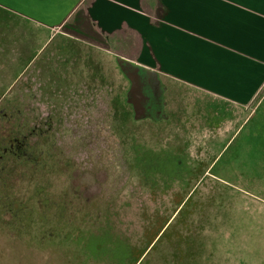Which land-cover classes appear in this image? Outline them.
Segmentation results:
<instances>
[{"label":"rangeland","instance_id":"rangeland-1","mask_svg":"<svg viewBox=\"0 0 264 264\" xmlns=\"http://www.w3.org/2000/svg\"><path fill=\"white\" fill-rule=\"evenodd\" d=\"M30 33L38 38L34 37L27 49ZM63 36L60 30L45 34L34 25L29 31L15 25L0 30V134L13 127L10 119L2 118L5 113L16 114L20 108L21 113L33 110L40 121L39 132L33 137L38 149L55 147L50 156L55 166H62L59 171L48 169L45 175L39 169L34 181L25 177L31 166L8 163V188L0 193V264H171L172 255L183 258L187 239L190 241L201 222L208 197L225 186L221 180L227 181L217 176L218 168L227 169L239 163L236 158L248 133L241 130L242 125L259 97L247 105L230 104L164 77L169 104L161 107V114L170 110L181 112L185 118L181 127L176 120L163 125L156 118L154 88L144 82V102L148 108L142 106L139 114L155 117L150 126L159 132L154 131L153 135L151 130L143 129V144L150 147L163 143L174 150L168 151L159 165L166 182L160 194L162 175L147 176L142 169L133 167L126 142L129 138L125 134L134 131L131 126L138 125L139 129L145 124V120L137 119L138 110L129 95L130 81L125 71L133 67L128 53L107 41L100 44L108 46L110 52L95 41L78 39L74 44L66 43V37L64 41L60 39ZM35 38L43 42L40 49ZM56 41L63 44L54 47ZM50 42L51 47L41 56ZM35 51L30 62L21 56ZM47 66L53 70L47 72ZM16 84L17 94L12 93ZM70 102L77 106H70ZM90 105L92 109L88 108ZM50 112L58 120L59 134L57 140L53 137V141L47 142V135L41 131L45 128L43 118ZM78 120L86 125L83 129L76 126ZM160 129L167 131L161 133ZM160 137L162 141H158ZM174 154L180 156L174 158ZM67 164L71 169L64 168ZM39 180L46 183L44 187L49 185L44 195L39 192ZM8 192L20 209L26 208L23 221L33 215L29 228L11 224L17 213L4 206ZM65 192L77 198L71 203L70 216L80 214L84 233L81 237L86 239L87 248L72 243L59 247L55 235H50L51 239L41 237L49 229L43 218L46 220L48 215L51 222L55 218V207L43 204L36 208L41 194L53 202L63 199ZM238 206L236 212L234 208L228 210L233 212L229 216L234 223L221 225L233 233L232 239L224 240L216 248L218 254L206 253L201 260L215 263L220 257L229 256L230 261L264 264V206L248 201Z\"/></svg>","mask_w":264,"mask_h":264},{"label":"crops","instance_id":"crops-1","mask_svg":"<svg viewBox=\"0 0 264 264\" xmlns=\"http://www.w3.org/2000/svg\"><path fill=\"white\" fill-rule=\"evenodd\" d=\"M0 8L49 32L110 42L132 67L230 104H250L264 86V0H0Z\"/></svg>","mask_w":264,"mask_h":264},{"label":"trees","instance_id":"trees-1","mask_svg":"<svg viewBox=\"0 0 264 264\" xmlns=\"http://www.w3.org/2000/svg\"><path fill=\"white\" fill-rule=\"evenodd\" d=\"M11 27L13 25L25 27L26 30L29 31L34 26L39 27L41 30L44 31L45 34H48L49 30L48 27L44 25H39L36 23L31 22V20L18 15L16 13L10 12L7 9L0 8V30L4 28L5 26ZM42 35V34H41ZM38 38L37 35H32L30 33V36L28 37L26 41V48L28 49L29 44H32L33 41H35L33 38ZM66 37L65 39H63ZM35 38V39H36ZM62 41L69 42L70 44H74L73 42L77 41L78 39H75L70 36H64L62 38ZM38 43V48L43 45V42L40 39H36ZM62 41H56L53 44L56 45L54 47H57V44H63ZM53 42V39H52ZM52 42L48 44L42 53L46 54L49 50V46L51 47ZM51 52V51H50ZM53 51L51 52V54ZM50 53L48 54V56ZM21 56H24L26 58V61L30 62L35 56L36 51L31 54H22ZM27 63V62H26ZM118 65L121 67L122 64H120V61L118 62ZM122 69V68H121ZM53 70L52 67L47 66L46 71L51 72ZM123 70V69H122ZM125 70V69H124ZM18 84L15 85L14 89L12 90V93L17 94V88ZM263 88L259 91L256 97H259L258 104L253 109L252 112L248 114V117L246 121L242 125V129H246L248 131L247 136L245 137V140L243 141L245 143V146L243 149L239 152V163L233 164L231 167L225 169H219L218 168V177L223 178L224 180H227L229 183H225V186L221 187L218 190H216V199L214 200V206L212 207L213 210V217L215 219V231H206L202 232V234L199 237V245H191L184 248L183 253L181 254L183 258H180V264H258L257 262L253 261H230L229 256L220 257V260L218 262L213 263V261H205L201 260V258L206 255V253H209L207 255H213L215 252L218 254V250L216 251V248H220V246L223 244L224 240H230L232 239L233 233L230 232L228 228H222V223H234L232 219H230L229 214L233 213L232 211H228L230 208H234V212H236V209L238 204L240 202L244 203V201H248L252 205H261L264 206V96H263ZM255 97V98H256ZM72 102H70V106ZM77 104V103H76ZM79 106L82 104L79 102ZM77 106V105H72ZM87 106H84L86 108ZM15 108V107H13ZM89 109H92L93 106H89ZM21 108L19 109L16 114L12 111H8V113H5L2 118L4 120L10 119L11 124L13 127L7 129V132H3L0 134V193L3 194V190H7L8 187L5 186V175L8 173L9 169V162L11 164H14L15 166L19 167H25V166H31V170L28 171L29 174H26V178L30 180L36 181L37 178L35 177L39 169L44 175L48 173V169H52L53 171H59L61 165L55 166V163H53L52 158L50 155L53 154L55 151V147L48 148V150H39L38 149V142L33 139L34 135L39 132L40 129V121L36 117H34V111L29 110L25 113H21ZM7 115L10 118H7ZM14 118V119H13ZM140 120H145L144 127H140L135 124L131 126L133 128L130 131V133L126 132V137L129 139L126 141L128 142V149H130L132 154V166L142 169L146 172V175L149 174L154 175L155 173H158L161 175L160 167H159V160H165L168 156V152H162L158 150L157 148H152L145 146L143 144V139L141 138L142 130L143 129H149L152 127L150 126V119L146 117L139 118ZM15 120V121H11ZM19 121V123L17 122ZM148 121V122H147ZM43 122L45 125L44 130L42 129L41 132H44L46 134V140L47 142L51 139L58 138V120L52 115L50 112L48 115H46L43 118ZM112 124L114 125L115 122L112 120ZM78 123V124H77ZM111 124V126H113ZM119 125V122H117ZM76 126H79V128L83 129L86 125L82 123L81 121L76 122ZM121 125H119L118 128H120ZM135 126V127H134ZM136 128V129H135ZM139 130V131H137ZM144 131V130H143ZM53 141V140H51ZM131 145V146H129ZM127 147V146H125ZM43 152V153H41ZM168 153V154H167ZM43 154V155H42ZM164 156H163V155ZM238 154V152L236 153ZM166 155V156H165ZM174 158H177V155H174ZM68 163V162H67ZM217 163V162H216ZM216 165V164H215ZM214 165V166H215ZM161 166V165H160ZM217 166V165H216ZM215 166V167H216ZM62 167V166H61ZM70 168V165L67 164L64 166V168ZM59 169V170H58ZM71 169V168H70ZM22 175V173H21ZM19 175V176H21ZM25 175V174H24ZM223 182V181H222ZM39 184V192L44 193L47 192L46 188L47 186L44 181H38ZM7 192V191H6ZM9 194H6L7 196V202H5V208H9V210L12 213V210L16 211V218L11 224H16V226H23L25 228H29L28 225L34 222V219L31 217H28L24 221L22 220L25 216L23 214V211H25L26 208H21L19 204H15L13 200V195L11 192H8ZM239 193L240 196L238 197L237 194ZM0 194V195H1ZM41 194V203L36 208L42 206L43 204L45 206H52L55 207V213H54V221L51 222V218L49 219V216L47 215V219H44V225H47L49 227L48 231H44V235L41 236L43 238H50V235H55L53 237L56 238L57 246L59 247H67L68 243L75 244L82 249L87 248L88 246L87 241L85 238H82L81 236L84 234L83 228H82V221L81 216L79 213L73 214L74 216H70L72 211V201L73 199H77L76 197H70L65 192L63 199L56 198L53 200L55 204L52 202V200L47 198H42ZM44 195V194H43ZM66 195V196H65ZM11 198V199H10ZM13 203V206H12ZM57 203V204H56ZM27 209L31 210L28 206H26ZM65 207V209H64ZM36 208H32L36 210ZM22 210V211H21ZM238 210V209H237ZM67 211V212H66ZM35 213V211H34ZM33 213V214H34ZM14 214V213H13ZM31 214V212H30ZM28 215H26L27 217ZM53 218V216H51ZM56 219V220H55ZM18 220V221H17ZM220 220V221H219ZM218 221V222H217ZM24 222V223H23ZM214 223V220L212 221ZM228 225H231L229 224ZM55 228H54V227ZM54 228V229H53ZM55 230V231H54ZM51 239V238H50ZM41 240V239H40ZM221 243V244H219ZM213 251H212V248ZM91 249V247H89ZM96 248V247H95ZM94 248V249H95ZM222 248V247H221ZM93 249V250H94ZM101 249V248H100ZM223 249V248H222ZM209 251V252H208ZM102 252V250H101ZM222 252V251H220ZM212 262V263H211ZM177 264V262H176Z\"/></svg>","mask_w":264,"mask_h":264},{"label":"flooded vegetation","instance_id":"flooded-vegetation-1","mask_svg":"<svg viewBox=\"0 0 264 264\" xmlns=\"http://www.w3.org/2000/svg\"><path fill=\"white\" fill-rule=\"evenodd\" d=\"M125 73H127V77L130 81V86H131V79H130V75H134L137 74L138 75V81H139V86L135 91H131L129 88V95L131 97V101L133 102V104L135 105L137 111V117L142 118V117H146L150 119V123H154V119H160L159 121L162 122L163 125H167V124H174V120H176V124L177 126L182 125V120L184 115L180 112V113H176L170 110L165 111L163 114H161V110L163 108V106H165L166 104L168 105L169 103L167 102L166 99V91H167V87L166 85L163 84L162 79L157 77L156 75H154L152 72L144 70V69H140L138 67H133L127 71H125ZM144 82L148 85H150L151 87L154 88V95L156 97L157 100V114L158 116L155 118L153 116H145L144 114L140 115L139 114V110L144 109L142 106L146 107V109L148 108V106H146L144 100L146 99V94L144 92V88H143V84ZM162 107V108H161ZM185 118V117H184ZM165 120V121H163ZM152 134L154 135V131L155 133L159 132L158 129H155L153 126L150 128ZM157 131V132H156ZM167 131L166 129H160V132H164ZM158 134V133H157ZM163 139L160 137L158 141H162ZM164 144L161 143L160 146L159 145H153L150 146L152 148H159L158 150L162 151V152H168L172 149H170L168 146H163ZM180 145H178V150H179ZM174 151V150H172ZM180 151V150H179ZM163 155V154H162ZM176 155V154H174ZM164 156V155H163ZM166 156V155H165ZM177 156L179 157L180 154H177ZM165 160H159L158 163L159 164H163ZM177 163L180 165L182 162H180V158H178ZM214 168V166H213ZM160 172H161V167H160ZM161 179L163 180V183H161V192L160 194L164 191L165 189V178L163 175V171L161 172ZM216 177V176H215ZM151 178H154L153 176ZM221 180V179H220ZM223 181V180H221ZM226 183H229L228 181H223ZM216 190L213 191V193L210 195L209 200H208V204L206 205V208L203 209L202 211V219L201 222L199 223L197 229L195 230V233L193 234V237L190 239V241H188L187 239V244H185V247L191 246V245H199V237L202 234V232H210V231H215V219L213 217V210L212 207L214 206V200L216 199ZM158 194V197L159 195ZM150 195H154V192ZM214 220V223H212V221ZM220 221V220H219ZM218 222V221H217ZM180 246V244H179ZM174 254V253H173ZM176 255V254H175ZM180 264V259H177L175 256L172 255V262L171 264Z\"/></svg>","mask_w":264,"mask_h":264},{"label":"water","instance_id":"water-1","mask_svg":"<svg viewBox=\"0 0 264 264\" xmlns=\"http://www.w3.org/2000/svg\"><path fill=\"white\" fill-rule=\"evenodd\" d=\"M130 79H131L130 90L135 91L139 86L138 75L137 74L130 75Z\"/></svg>","mask_w":264,"mask_h":264}]
</instances>
